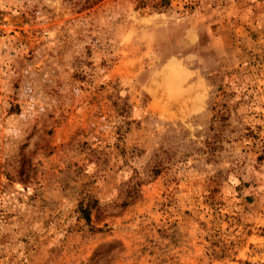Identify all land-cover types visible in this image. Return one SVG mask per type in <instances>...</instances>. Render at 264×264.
<instances>
[{
    "label": "rangeland",
    "instance_id": "1",
    "mask_svg": "<svg viewBox=\"0 0 264 264\" xmlns=\"http://www.w3.org/2000/svg\"><path fill=\"white\" fill-rule=\"evenodd\" d=\"M0 264H264V0H0Z\"/></svg>",
    "mask_w": 264,
    "mask_h": 264
}]
</instances>
